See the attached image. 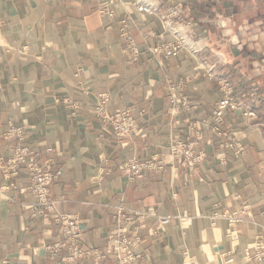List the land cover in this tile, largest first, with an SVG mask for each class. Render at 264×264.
<instances>
[{"label":"crops","instance_id":"1","mask_svg":"<svg viewBox=\"0 0 264 264\" xmlns=\"http://www.w3.org/2000/svg\"><path fill=\"white\" fill-rule=\"evenodd\" d=\"M141 4L156 12L137 11ZM171 6L190 25L167 28L159 15ZM179 39L178 55L149 51ZM222 80L241 106L220 123L244 147L239 156L212 128ZM254 86L259 106L250 103ZM102 96L110 111H141L131 135L117 137L96 116ZM172 97L195 108L174 111ZM248 109L256 117L243 116ZM178 142L204 160L181 164L170 152ZM23 146L27 161L61 171L49 187L56 211L47 217L29 209L35 196L26 164L9 175V159ZM133 160L162 166L130 181ZM0 190V264H116L106 250L119 205L174 216L163 228L154 216L135 221L139 257L126 264H264L253 258L264 254V0H0ZM243 204L247 215L232 228L214 215ZM57 212L81 229L87 253L74 262L66 249L56 256L45 249L65 238Z\"/></svg>","mask_w":264,"mask_h":264},{"label":"built area","instance_id":"2","mask_svg":"<svg viewBox=\"0 0 264 264\" xmlns=\"http://www.w3.org/2000/svg\"><path fill=\"white\" fill-rule=\"evenodd\" d=\"M137 11L145 14H153L156 9L150 5H138ZM161 21L164 22L167 28H172L175 24L183 23L185 26L190 25V21H185L182 10L177 6L168 7L159 15ZM122 36L131 49L132 52L137 53V47L134 45V41L131 35L128 33L126 27H122ZM182 49V39L172 44H159L150 47L149 51L155 55H166L175 56L181 52ZM220 88L222 96L216 101L215 110L212 116L213 130L226 139L223 146L224 148H234V155L239 156L243 151L244 147L234 142V140L227 134L226 131L220 128V123L222 122L223 116L227 111L240 110L241 106L239 102L234 97V90L232 85L227 80H222L220 83ZM170 104L174 111L179 109L190 110L195 108V104L188 98H182L179 102L175 100L174 97L170 99ZM250 103L253 106H259L262 103V98L259 95L258 87H252L250 92ZM140 113L133 106L127 107L123 110L110 111L107 107V98L102 96L99 102L95 106V114L100 118L105 124L111 126L112 132L119 138H123L131 135L136 129L135 114ZM242 115L248 118L256 117L255 111L252 109L242 111ZM10 131L12 133H20L19 128L10 126ZM171 155L174 158L180 160L181 164L188 167H195L199 165L203 160L205 155L203 153H195L193 147L190 143L178 142L171 146ZM28 154L27 147L15 151L14 156L9 159V175L16 176L19 173L20 166L23 163L26 164V171L28 173V189L34 194L35 199L29 205L31 214L35 217H47L50 213L56 211L55 206L57 201L53 200L49 196V187L51 183L57 179L61 174L60 170L51 172L43 166L35 164L31 161H27L26 156ZM223 162H227L228 159L222 158ZM161 167L160 162L155 160H143L137 161L133 160L128 163L126 171L128 180L132 181L142 175V172L150 167ZM5 196L4 192L0 190V199ZM248 206L243 204L240 209L234 211L223 210L221 212L215 213L218 216L226 220L230 228L234 227L236 224L242 222L247 215ZM147 216H154L157 218V226L163 228L168 224L171 219L174 218L172 214L158 216L151 209L137 210L131 209L127 210L124 206L119 205L115 208L114 214V230L113 233L107 239V254L114 256L116 264H126L132 260L139 257L135 253V249L141 241L140 232L137 231L134 226L135 221H139ZM182 218H187V214L183 213ZM54 221L59 224L65 235L62 240L53 241L45 245V249L51 256H56L62 250H68V260L74 262L81 258L87 252L84 251L78 244L79 238H81V229L78 226L76 220L64 213L57 212ZM128 225L131 226L128 228ZM103 254H96L97 259L103 258ZM247 259H250V254H246ZM263 252H255L253 258L257 262L263 260ZM189 264H196L194 260H190Z\"/></svg>","mask_w":264,"mask_h":264},{"label":"rangeland","instance_id":"3","mask_svg":"<svg viewBox=\"0 0 264 264\" xmlns=\"http://www.w3.org/2000/svg\"><path fill=\"white\" fill-rule=\"evenodd\" d=\"M261 104H263V99H262V103H261ZM261 104H260V105H261ZM53 200H55V199H53ZM56 201H57V200H56Z\"/></svg>","mask_w":264,"mask_h":264}]
</instances>
